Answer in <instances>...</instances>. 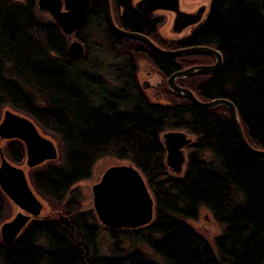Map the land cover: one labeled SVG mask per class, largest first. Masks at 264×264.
<instances>
[{
  "label": "trees",
  "instance_id": "obj_1",
  "mask_svg": "<svg viewBox=\"0 0 264 264\" xmlns=\"http://www.w3.org/2000/svg\"><path fill=\"white\" fill-rule=\"evenodd\" d=\"M132 2L110 0L120 29L165 51L193 46L219 52L217 73L179 84L203 101L230 102L248 144L264 151V0H211L186 42L161 40V23L136 12ZM76 39L87 52L73 60L66 37L37 0H0V110L7 106L27 116L61 150L58 163L30 174L52 213L30 222L13 243L0 241V264H264V159L241 147L224 107L202 110L166 86V77L205 56L168 59L116 37L105 26L100 0H91ZM89 47L96 51L88 53ZM140 59L163 76V83L157 76L158 100L166 103L142 93ZM175 130L196 137L181 178L169 174L161 143V135ZM5 153L22 163L19 143L8 144ZM103 158L137 169L154 200L147 226L105 230L110 257L97 256L101 224L95 213H80V195L72 191ZM201 208L223 227L215 240L217 258L189 224ZM6 210L0 192V223ZM140 246L155 261L146 260Z\"/></svg>",
  "mask_w": 264,
  "mask_h": 264
},
{
  "label": "water",
  "instance_id": "obj_2",
  "mask_svg": "<svg viewBox=\"0 0 264 264\" xmlns=\"http://www.w3.org/2000/svg\"><path fill=\"white\" fill-rule=\"evenodd\" d=\"M100 1L105 26L118 38L140 42L154 54L168 59L194 56L215 58L216 64L213 66H196L174 73L167 79V87L202 110L224 107L241 147L249 154L264 159V151L252 148L246 141L236 109L230 102L224 99L202 102L190 90L175 84L178 79L218 72L222 59L217 50L192 47L165 51L146 36L120 29L113 19L110 0ZM90 4L91 0H37V8L48 15L62 35L75 38L87 23ZM133 8L144 16L157 12L172 14L173 34L200 26L206 11L205 6L193 13L182 11L180 0H139ZM67 53L73 60L80 59L84 55V47L74 39L69 42ZM1 142L19 143L24 151V163L17 166L7 160L0 149V192L14 210L13 217L0 225V241L8 245L19 238L30 222L45 216V204L32 190L27 171L57 161L58 153L54 143L40 134L30 118L9 109L3 111L0 121ZM161 142L165 151V166L173 176L181 175L186 165L184 151L192 145V139L182 131H171L161 135ZM92 196L96 219L107 229L136 230L147 226L153 219L154 200L144 178L131 165H115L105 170L100 181L92 187Z\"/></svg>",
  "mask_w": 264,
  "mask_h": 264
},
{
  "label": "rangeland",
  "instance_id": "obj_3",
  "mask_svg": "<svg viewBox=\"0 0 264 264\" xmlns=\"http://www.w3.org/2000/svg\"><path fill=\"white\" fill-rule=\"evenodd\" d=\"M138 1L139 0H133L132 7H134L136 2H138ZM210 3H211V0H180V8L182 9V11H185L188 13H193L198 8L205 6L206 11H205V14H204V17L202 20V22H204V19L206 18V15L208 14L207 12H208V8H209ZM44 15H45V18L50 20V18L48 17L47 14L44 13ZM112 15H113V12H112ZM152 18L161 23V25L158 27V32H157L158 37H160L161 40L168 41V42H183L190 37L191 31L193 32V31H195V29H197V27H199V25L192 26V27L185 29L180 34H173L172 33V23H173L172 14L157 12V13H154L152 15ZM113 19H115L114 15H113ZM66 39H67L68 45H69V42L76 39V38L74 36H72V37H66ZM83 47H84V45H83ZM95 49H96V47L95 48L89 47L88 53L96 51ZM86 52H87V49L84 47V55L86 54ZM104 63H107V62L105 61ZM137 65H138L137 80H138L139 87H140L142 93L145 96H147V98L151 101H156V102L162 103V104L166 103V102L158 100V98L153 97L154 95H153V91H151V89H152L151 87L155 86L158 83L157 82V76L154 75V77H153V74L155 73L154 68L148 62H146L143 59H140L138 61ZM105 66H107V65H105ZM101 77H103V75ZM103 78H105V77H103ZM146 82L149 84L148 85L149 87H147L146 89H142L143 84ZM7 109L12 110L7 106L1 108V110H0V121H1L3 111H5ZM16 113L21 114L19 112H16ZM21 115H23V114H21ZM23 116H25V115H23ZM34 124L37 126L36 123H34ZM37 128H38V130L42 136L48 138L49 140H51L54 143V145L57 149L58 159H57V161L48 162L44 166H41V167H38L36 169L27 171V177H28L29 183L32 187V190L34 188H33V185L31 183L30 174H32L33 172L38 171L42 168H45L46 166L56 164L59 162V160H61V158H60L61 150H60V146L58 145V142L56 140H54L48 134L44 133L38 126H37ZM175 131H177V130H175ZM184 133H186L192 139L193 142L196 141V137L190 135L186 131ZM8 144H10V143H5V142L0 143V149L2 150L3 155L7 160H9V159L6 156L5 149L7 147L6 145H8ZM184 152H185L184 154L186 156V160H188V149H186ZM23 163H24V158H23L22 164L17 165V166H22ZM186 163H187V161H186ZM115 165H125V164H123V162H118L113 158H103V159L97 160L94 163V165L92 166L90 177L87 180L81 181V182L77 183L75 186H73L72 191L76 189L80 195V198H79L80 213L92 212L94 214L93 203H92V198H93L92 187L100 181L105 170H107L108 168L115 166ZM185 169H186V165H185V168L183 169L182 174L179 176H176V177L177 178L183 177V175L185 173ZM168 172H169V170H168ZM169 174L171 176H173V174H171V172H169ZM34 192L39 197V199H41V201L45 204L44 205L45 206V208H44L45 215L52 213L53 209H52V207H50L49 203H47L43 198H41V196L35 191V189H34ZM5 201H6L7 210L5 212V219H3V221H1L0 225H2L4 222L9 221L13 217V214H14L13 206L11 205V203L6 198H5ZM189 224L209 244L212 252L214 253L215 257L217 258L215 240H216V238H218L222 234L223 227L220 224H218L213 219L210 212L204 208H201L199 210L198 217L196 218V220L191 221ZM100 227H101V231L99 234V238L96 241L97 242L96 243V248H97L96 252H98L97 256L98 257L99 256L100 257H110L111 243L112 242L109 239L108 233L105 232V230H108V229L101 226V225H100ZM123 246H124V248H128L129 243L124 242ZM140 250L142 251L141 253L143 254V256L145 257L146 260H149L151 262L155 261L153 256H152L153 254L150 250H148V247H145V246L141 247L140 246Z\"/></svg>",
  "mask_w": 264,
  "mask_h": 264
},
{
  "label": "flooded vegetation",
  "instance_id": "obj_4",
  "mask_svg": "<svg viewBox=\"0 0 264 264\" xmlns=\"http://www.w3.org/2000/svg\"><path fill=\"white\" fill-rule=\"evenodd\" d=\"M111 11H112V9H111ZM147 17V16H146ZM148 17H152V16H148ZM196 30V29H195ZM194 33V31L192 32L191 31V35ZM191 35H190V37H191ZM187 41V40H186ZM186 41H184V42H186ZM190 47H192V46H190ZM185 48H188V47H182V48H179V49H185ZM206 58V60L205 61H203L202 63H198V64H196V65H193V66H190V67H188V68H186V69H189V68H192V67H196V66H213V65H215L216 64V59L215 58H213V57H205ZM186 69H184V70H186ZM184 70H178V71H184ZM174 74V73H173ZM173 74H171V75H169L168 77H166L165 78V82L167 81V79L168 78H170ZM154 75L155 76H159V78L162 80V83H163V76H161L157 71H155V73L153 74V77H154ZM180 80L181 79H178V80H176L175 81V84L178 86V87H180V88H185V87H183V86H181L179 83H180ZM149 84L146 82V83H144L143 84V88L142 89H146L147 87H149L148 86ZM166 86H167V84H166ZM161 87L162 86H160V83L158 82V84H156L155 86H152L151 88V91H153V97L154 98H159V97H161L159 94H160V90H161ZM167 89H168V87H167ZM185 89H188V88H185ZM169 90V89H168ZM189 90V89H188ZM192 92V91H191ZM195 95V94H194ZM196 96V95H195ZM197 97V99L198 100H200V101H202V102H207V101H203V100H201L200 99V97H198V96H196ZM163 100V99H162ZM8 143H10V144H12L13 142H8ZM194 143V142H193ZM192 143V144H193ZM7 146V145H6ZM22 164V163H21ZM20 165V164H19Z\"/></svg>",
  "mask_w": 264,
  "mask_h": 264
},
{
  "label": "bare ground",
  "instance_id": "obj_5",
  "mask_svg": "<svg viewBox=\"0 0 264 264\" xmlns=\"http://www.w3.org/2000/svg\"><path fill=\"white\" fill-rule=\"evenodd\" d=\"M190 38V37H189ZM189 38L187 39V40H189ZM150 39V38H149ZM151 40V39H150ZM186 41V40H185ZM193 47V46H192ZM192 47H188V48H192ZM186 49V48H185ZM177 50H180V49H176V50H173V51H177ZM217 73V72H216ZM215 74V73H214ZM229 119H230V117H229ZM167 133V132H166ZM162 143V142H161ZM164 148V147H163ZM187 161V163H186V167H187V164H188V160H186Z\"/></svg>",
  "mask_w": 264,
  "mask_h": 264
}]
</instances>
